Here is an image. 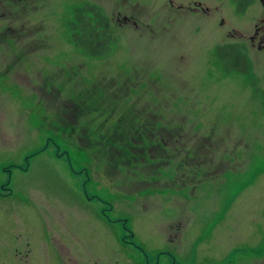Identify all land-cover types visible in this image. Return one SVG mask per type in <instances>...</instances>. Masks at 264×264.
<instances>
[{
	"label": "rangeland",
	"instance_id": "1",
	"mask_svg": "<svg viewBox=\"0 0 264 264\" xmlns=\"http://www.w3.org/2000/svg\"><path fill=\"white\" fill-rule=\"evenodd\" d=\"M87 3L111 21L106 57L69 41ZM260 12L0 0V264H264V51L244 40ZM236 41L249 75L219 65Z\"/></svg>",
	"mask_w": 264,
	"mask_h": 264
},
{
	"label": "trees",
	"instance_id": "2",
	"mask_svg": "<svg viewBox=\"0 0 264 264\" xmlns=\"http://www.w3.org/2000/svg\"><path fill=\"white\" fill-rule=\"evenodd\" d=\"M233 2L236 10L244 13L254 5V0H233ZM68 28L69 41L84 55L106 57L111 53L112 46L116 44L111 34V21L97 5L87 3L76 8ZM239 49L236 43L218 46L219 65L225 73L239 72L249 75V60ZM252 82L256 91L264 98V90L259 88L255 79H252ZM164 139L167 143L171 140L169 136H165Z\"/></svg>",
	"mask_w": 264,
	"mask_h": 264
},
{
	"label": "flooded vegetation",
	"instance_id": "3",
	"mask_svg": "<svg viewBox=\"0 0 264 264\" xmlns=\"http://www.w3.org/2000/svg\"><path fill=\"white\" fill-rule=\"evenodd\" d=\"M31 1V2H30ZM32 1L34 2V0H15L16 3H21V4H31ZM258 2L260 4V6L262 7V12H260L258 15L259 17L256 19V23L251 27V30H250V34L246 36V38L244 40L248 41L251 48L253 50H256V51H264V0H254V5L251 7H255L256 5H258ZM205 9L208 11L209 8H206L205 6H202L201 4H199V7L197 8H194L195 11H202L204 12ZM201 12V13H202ZM120 21V20H119ZM123 23H129L131 20H126V17L123 19ZM236 32V31H235ZM239 32V31H237ZM237 35L239 36H243L242 34L240 33H236ZM240 41H236L234 43H239ZM175 132V131H173ZM172 136H169L171 138L170 142L167 143L166 140L164 139V137L162 138V143L164 145V147L167 149V148H170L171 146H173L174 150L176 151V156H180V158L178 159V161H175V160H172L171 163L172 164H175L177 166H184V168H187L186 165L187 163H190L189 162V153L192 152V150L189 148V147H183L182 144L184 143V139L183 137H181L180 135L178 136V134L175 132V133H172L171 134ZM175 136V138H174ZM190 139V138H189ZM177 148H178V152H177ZM199 151H200V154H199ZM197 155H199V158L195 161L197 162L200 158H204L205 157V153L203 152V149L202 147H200V149L198 148L197 149ZM184 155L186 158L184 159V161H179L181 160V155ZM195 155V153H194ZM196 157V156H195ZM178 158V157H177ZM176 159V158H175ZM7 190V189H6ZM176 227V226H175ZM173 225L170 226L169 228V231L167 233V236H168V241L170 243H173L176 241V236H174L173 233H176V228H175ZM179 237H181V235H179ZM178 237V238H179Z\"/></svg>",
	"mask_w": 264,
	"mask_h": 264
}]
</instances>
